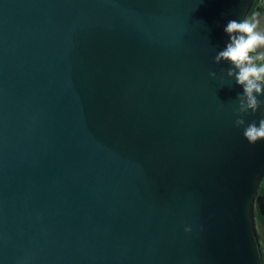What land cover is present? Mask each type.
<instances>
[{"label": "water", "instance_id": "obj_1", "mask_svg": "<svg viewBox=\"0 0 264 264\" xmlns=\"http://www.w3.org/2000/svg\"><path fill=\"white\" fill-rule=\"evenodd\" d=\"M255 1L0 0V264H264L215 63Z\"/></svg>", "mask_w": 264, "mask_h": 264}, {"label": "clouds", "instance_id": "obj_2", "mask_svg": "<svg viewBox=\"0 0 264 264\" xmlns=\"http://www.w3.org/2000/svg\"><path fill=\"white\" fill-rule=\"evenodd\" d=\"M224 32L229 36L226 46L215 56V63L227 62L231 67L227 76L235 79V83L242 87V93L237 95L239 106L237 115L255 114L264 101L258 99L264 96V19L253 16L251 18L230 20ZM209 75L215 78L216 73ZM237 126H244L243 118L235 121ZM244 137L250 144L264 140V118L252 122L244 127Z\"/></svg>", "mask_w": 264, "mask_h": 264}, {"label": "flooded vegetation", "instance_id": "obj_3", "mask_svg": "<svg viewBox=\"0 0 264 264\" xmlns=\"http://www.w3.org/2000/svg\"><path fill=\"white\" fill-rule=\"evenodd\" d=\"M257 15H258V18H261L262 16H264V0H256L247 17L251 18ZM257 63L261 64L264 62L257 61ZM259 196L264 197V178L262 180L261 187L259 190ZM256 221H257V228L259 232V240L262 246L263 258H264V212H263V208L258 202L256 203Z\"/></svg>", "mask_w": 264, "mask_h": 264}]
</instances>
